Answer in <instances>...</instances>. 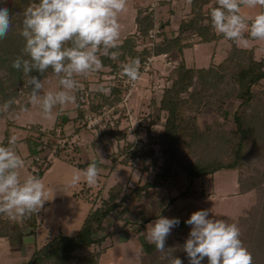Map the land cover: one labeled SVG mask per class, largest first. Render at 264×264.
Returning a JSON list of instances; mask_svg holds the SVG:
<instances>
[{"label": "rangeland", "instance_id": "1", "mask_svg": "<svg viewBox=\"0 0 264 264\" xmlns=\"http://www.w3.org/2000/svg\"><path fill=\"white\" fill-rule=\"evenodd\" d=\"M37 2L38 0H0V6L9 9L12 20L11 30L0 41V79L4 84V91H0V106L5 101H13L12 108L7 113L0 112V145L7 142L11 135L18 136L15 150L24 160V168L20 170L21 178L35 176L41 169L44 173L37 177L42 179L48 190V200L40 211V225L33 234L27 233L28 244H24L25 247L11 245L7 239L0 237V263L3 264H22L55 234L77 233L91 206L101 204L113 186L121 184L122 192L129 193L134 186L155 179L164 162V154L159 139L163 120L159 123L154 121L159 111V100L165 87L171 84L173 70L182 58V53L177 51L174 40L176 38L171 37L179 29L181 20L188 18L189 14L192 15L193 10V0H126L124 10L118 14L119 47L111 50L117 52L119 58L113 61L101 55V70L76 77L78 88L72 93L76 98L75 102L64 106L58 117L55 112L61 109L57 106L53 118L46 119L40 108L30 102V88L25 83L27 77L12 67L13 60L24 45L19 34L23 12L29 5ZM214 4L215 0L203 4L204 13H209ZM140 9L141 15L145 14V10L153 14L154 23L147 34L140 31L135 20ZM260 11L264 9L259 6L242 7L241 14L255 15ZM184 35L195 45L184 50L186 59L191 63V57L196 56L198 60L193 63L197 65L222 61L228 57L233 47V41L224 36L212 41H199L201 38L197 34L187 31ZM157 41L170 50L157 53ZM255 41L245 34V38L237 44L251 47ZM132 46L133 50L146 48L149 51L139 59L140 74L134 82L125 77L119 67L120 64L133 60ZM256 53L258 58L263 57L264 48L260 47ZM7 55V60L2 61ZM236 69L238 68L230 67L227 70V79H232L231 73ZM33 75L38 74L33 72ZM39 78L44 81V91L59 90L58 78L51 69ZM100 85L104 86V92L98 90ZM261 88H264L263 83L254 89L260 92ZM214 92L212 96L217 101L219 93ZM239 102V99L231 98L221 108H216L213 104H203L197 112L198 126L204 130L206 136L217 139L219 136L216 133L220 131L232 133L236 126L234 113ZM225 108L230 112L228 119L223 113ZM247 111L249 110L242 109V116L251 117ZM165 114V111H161L162 119ZM53 129L56 133H51ZM41 132L46 133L42 139L49 138L51 144H47L36 155L39 157L37 164L31 162L32 156L28 157L30 148L27 139L37 141L41 138ZM232 138L235 141V137ZM132 141L135 145L133 148H152L154 152L145 160L136 156L124 164L122 159ZM217 144L221 145V149L218 148L221 150L219 153L215 152L218 145L210 150L200 148L205 159H219L221 152L231 149L233 141H225L224 147L220 141ZM199 154L190 155L194 159ZM114 156L118 160L114 161ZM93 160L97 162L100 171L97 183L89 186L82 177L81 182L72 185L71 177L82 172ZM252 163L264 165V157L261 161L253 160ZM238 175L237 170H220L191 182L190 176L183 171H172L170 177L164 180L163 186L153 187L157 196L146 195L144 191L141 196H137V201L131 196L127 201L128 210L121 215V221L117 222L115 215H112L104 223L105 227L96 230L94 234L98 236L109 230L115 231L101 246L95 244L76 251L68 264H91L83 261V257L96 250H101L98 264H142L164 257L165 254L158 252L155 247L149 250L145 239L147 225L157 217L148 221L146 219L154 215L179 218V224L172 229L166 240V248L171 247L170 245L176 247L187 239L191 226L185 221L196 210H208L210 217L235 223L239 229L243 225L247 226L245 216L258 194L255 190L241 193ZM180 193L185 195L172 200L174 195Z\"/></svg>", "mask_w": 264, "mask_h": 264}, {"label": "trees", "instance_id": "2", "mask_svg": "<svg viewBox=\"0 0 264 264\" xmlns=\"http://www.w3.org/2000/svg\"><path fill=\"white\" fill-rule=\"evenodd\" d=\"M211 1L193 0L192 15L189 14L187 15L188 18L181 20L179 29L174 37H171L172 39L176 38L174 40H176L177 51L180 54L182 53V58L173 70L171 84L165 87L159 100V111L154 121V123H159L160 120H163V128L159 133V139L164 154V162L160 171L156 173L155 179L147 181L143 185L134 186L129 193L122 192L123 185L121 184L115 185L116 189L113 186L109 195L102 200L101 204L91 206L77 233L73 235L55 234L37 248L31 257L22 264H68L76 251L95 244L101 246L115 230H109L98 236L94 234L95 231L105 227L104 223L112 215H115L116 221L120 222L121 215H124L128 210L127 201L131 196L134 201H137V196H141L142 191H144L146 195L154 197L156 194L153 187L163 186L164 180L168 179L171 172L176 169L190 176L191 182L198 177L220 170L238 171L239 191L246 193L255 190L258 194L255 202L249 207L248 215L245 216L244 220L247 226L243 225V228L240 229V238L244 247L252 254L253 264H264V165L259 166L252 163L253 160L259 159L261 161L264 157V88H261L260 92L254 89L264 79V56L258 58L253 47H243L233 42L230 54L222 61L211 62L208 65L187 62L184 50L194 44L191 39H186L185 32L189 31L190 34H197L201 38L199 41H212L223 37V35L215 33V30L211 27L209 13L203 11V4ZM214 6H216V0L212 7ZM141 13L142 10L140 9L135 20L140 31L147 34L154 23L153 14L146 12V10L145 14L141 15ZM155 46L157 53L170 50L159 41ZM131 49L133 50V46ZM21 50L18 51L20 52L18 55L21 54ZM148 52L146 48L139 51L134 49L132 51L133 59H142ZM8 56H5L6 59L4 57L2 61L5 62ZM230 67H237L238 69L233 70L231 73L232 79L229 80L227 79V70ZM3 88L4 84L0 79V91H4ZM114 89L117 90V88ZM214 91L219 93L217 101H214L212 96V92L215 93ZM231 98L240 100L234 113L236 126L232 133L220 131L216 133L219 139L206 136L204 130L198 126V109L203 104H213L216 108H221ZM242 109L249 110L246 113L251 114V117L242 116ZM161 111L166 112L163 119ZM223 113L225 118L228 119L229 110L225 108ZM51 133H56V130L53 129ZM45 135V132H41V138L37 141L27 139L30 148L28 157L32 156L31 162L38 164L39 161H37L36 155L47 147V144H51L49 138L42 139ZM232 137H235V141ZM215 139L219 140L220 143L222 142L223 147L225 141H233L232 147L226 149L225 153L221 152L219 159L207 160L200 148L212 149L219 143ZM3 145L6 146L7 142L5 141ZM133 146H135L134 141L129 143L125 151L126 154L122 159L124 164L136 156H140L145 160L149 154L154 152L152 148L146 150L135 149ZM220 146L218 145L215 148L216 153L221 151L218 149H221ZM121 153L124 152L121 151ZM194 153L200 154L193 159L191 155ZM113 159L114 161L118 160L116 156ZM77 164L82 165V163ZM43 173L44 171L40 169L35 176H41ZM183 195L185 193L174 195L172 200ZM93 202L95 204V201ZM158 216L148 217L146 221ZM39 225L40 212L16 220H9L0 215V237L7 239L11 245H21L26 233L28 231L34 233ZM25 228L30 229L26 230ZM185 240L176 247L170 245L171 247H168V249H173V254L180 257L183 264H189L187 254L181 250ZM147 247L149 250H153L155 246L147 242ZM169 251L171 250H166L164 257L142 264H168L166 255ZM100 255L101 250H96L84 256L83 261L98 264ZM202 264H207V258L202 261Z\"/></svg>", "mask_w": 264, "mask_h": 264}, {"label": "clouds", "instance_id": "3", "mask_svg": "<svg viewBox=\"0 0 264 264\" xmlns=\"http://www.w3.org/2000/svg\"><path fill=\"white\" fill-rule=\"evenodd\" d=\"M126 0H38L23 12L20 36L24 40L21 54L12 67L27 77L30 102L37 105L44 118L52 119L57 106L62 114L64 106L74 103L72 94L78 88L76 77L103 68L100 56L113 61L119 54L112 49L119 47L120 25L118 14L125 8ZM264 9V0H216L209 10L211 27L217 35L240 42L245 34L253 40L264 41V11L255 15H242V7ZM12 28L11 14L0 6V40ZM139 59L119 65L122 74L130 81L139 78ZM49 69L58 78L59 90L44 91V76ZM33 72L39 75H33ZM99 91L105 88L100 85ZM13 101H5L0 112L7 113ZM19 137L11 135L7 145H0V215L16 220L37 214L48 200V190L41 178L28 175L21 178L24 160L17 154L15 145ZM100 174L95 160L71 177L76 185L83 181L89 186L97 183ZM179 218L158 216L146 227L145 239L160 253H167L168 264H183L173 249L165 247L166 240ZM190 227L182 251L189 264H253L252 254L244 247L239 227L223 219L210 217L205 209L191 213L185 221Z\"/></svg>", "mask_w": 264, "mask_h": 264}, {"label": "crops", "instance_id": "4", "mask_svg": "<svg viewBox=\"0 0 264 264\" xmlns=\"http://www.w3.org/2000/svg\"><path fill=\"white\" fill-rule=\"evenodd\" d=\"M242 15H243V14H242ZM252 45H253V46H251V47L254 48V50H255V54H256V56H257V53H256V52H257V49H259L260 47L264 48V41H263L262 44H260V43L256 40L255 42L252 43ZM194 46H195V45H194ZM194 46L189 47V48H193ZM243 47H248V46H243ZM187 49H188V48H187ZM187 49H186V50H187ZM185 52H186V51H185ZM185 57H186V56H185ZM186 60H187V59H186ZM196 60H198V59L196 58V56H192V57H191V63H193V61L196 62ZM187 62H188V60H187ZM188 63H190V62H188ZM262 83L264 84V79L262 80ZM25 229L27 230V229H30V228H25ZM27 233L33 234V233L29 232V231H28ZM27 233H26V235L24 236V241H23V243L21 244V245L24 246V247L26 246V245H24V244H28L27 237H28L29 234H27ZM26 236H27V237H26ZM33 242H35V240H33Z\"/></svg>", "mask_w": 264, "mask_h": 264}, {"label": "built area", "instance_id": "5", "mask_svg": "<svg viewBox=\"0 0 264 264\" xmlns=\"http://www.w3.org/2000/svg\"><path fill=\"white\" fill-rule=\"evenodd\" d=\"M39 157H37V159H38ZM35 166V165H34Z\"/></svg>", "mask_w": 264, "mask_h": 264}]
</instances>
